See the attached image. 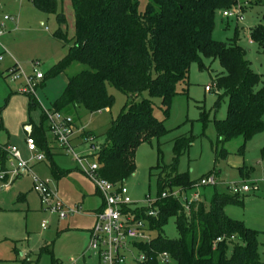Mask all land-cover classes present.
<instances>
[{
  "label": "rangeland",
  "instance_id": "374dc122",
  "mask_svg": "<svg viewBox=\"0 0 264 264\" xmlns=\"http://www.w3.org/2000/svg\"><path fill=\"white\" fill-rule=\"evenodd\" d=\"M142 2L144 4L145 0ZM57 6V14H48L37 8L32 0H0V17L13 16L16 26L0 38V108L4 109L1 114L4 128L0 129V151L9 146L16 147L31 168L30 173L26 172L8 184L0 180V264H102L89 250L88 230L96 223L90 210L98 208L102 201L95 182L86 174L96 161L86 155L91 152L90 145L85 143L83 137L80 139V143H85L82 149L76 148L79 156L85 155L87 158L83 159L82 166L73 154L52 150L53 162L67 171V175L58 180L51 174V161L45 156L46 152L38 148V152L45 156L43 162H38L26 145L24 126L32 122L43 128L48 147H56L51 122L43 116L63 94L69 78L87 68L75 62L60 76L36 83L35 89L29 90L28 94L21 92L26 84L25 76H35L37 73L45 75L67 54L68 46L64 47L63 41L57 37L59 30L69 40L75 35L73 0H58ZM234 10L237 15L231 18H225L223 12L217 13L212 38L219 42H236L241 46L250 68L262 75L264 80V52L251 38V31L264 23V0L260 3L258 0H240V4L229 11ZM60 13L65 16V25L58 21L57 15ZM205 64L209 69L204 72L199 70L196 63L191 66L187 95L179 94L172 100L165 122L167 135L139 147L135 160L136 172L125 186L135 206L147 204L148 197L156 201L157 175L160 172L156 167L171 165L174 141L182 136L193 135L195 140L180 158L177 171L188 174L192 181H200L213 172L210 176L216 178V186L191 189L183 193V197L192 201L193 196L198 194L199 201L208 206L216 193H239L244 199L243 206H227L226 214L261 232L259 253L264 261V160L261 155L264 133L247 142L243 153L240 152L244 145L242 138L229 141L224 146L219 144L214 121L226 117L228 99L224 97L218 104L222 93L216 91L213 84L224 70L218 61L205 60ZM15 65L19 68L16 75L21 77L18 81L13 80L14 74L9 75L6 71ZM207 86L212 91H207ZM108 93L115 99L111 110L90 113L80 107L62 112L74 119L80 131L89 133L97 146L105 141L112 121L130 100L126 94L110 86ZM30 96L36 99V105L31 109ZM153 102L155 117L165 120L161 100L155 98ZM202 113L207 114L205 122L201 119ZM75 141L73 143L76 144L78 139ZM222 149L226 151L225 156L220 154ZM11 162L7 155L6 168H11ZM34 176L49 181L50 189L63 209L74 212L61 218L59 213L52 212L43 204L34 188ZM251 183L256 184L258 190L244 193L242 187ZM172 192L180 190L174 189ZM172 192L165 189V193ZM149 234L152 238L158 236L156 231ZM163 236L169 239L178 237L175 219H170L164 227ZM47 247L48 252H42ZM124 255L125 264H142L136 249L131 248Z\"/></svg>",
  "mask_w": 264,
  "mask_h": 264
},
{
  "label": "trees",
  "instance_id": "16d2710c",
  "mask_svg": "<svg viewBox=\"0 0 264 264\" xmlns=\"http://www.w3.org/2000/svg\"><path fill=\"white\" fill-rule=\"evenodd\" d=\"M32 1L40 10L57 14V0ZM142 1L73 0L75 35L69 40L59 30L57 37L64 47L68 46L67 54L48 70L43 80L60 76L75 62L87 67L69 78L51 111L80 107L90 113L111 110L115 99L108 93L109 86L130 98L112 121L96 155L99 176L116 185H124L135 174L136 153L142 144L167 135L165 122L172 100L179 94L187 95L194 63L204 72L209 69L205 60L218 61L224 70L213 84L214 89L222 93L218 104L224 97L228 99L226 117L214 121L219 144L224 146L242 138L244 145L240 152L243 153L247 142L264 133L262 75L250 68L244 49L236 42L225 43L212 38L217 13L235 8L240 0H145L144 4ZM57 17L61 25L66 24L64 14ZM251 38L264 52V23L251 31ZM11 69L19 71L17 65ZM155 98L161 100L165 120L155 117ZM30 100L31 109L36 99L30 96ZM3 110L0 108V122ZM201 119L207 121V114L202 113ZM29 124L33 125L32 136L38 148L45 151L51 161L53 176H63L64 171L53 162L43 128ZM82 135L86 139L91 137L86 132ZM194 140L193 135L177 138L172 164L156 167L160 170L156 203L159 214L156 218L141 214L140 218L147 220L149 232L156 231L158 236L144 244L136 243L140 252L152 258L145 264H159L157 257L162 253L169 255L170 264H264L259 253L261 232L225 213L227 206H243L244 199L239 193H216L208 206L199 201L188 211L181 200L162 197L165 189L187 192L199 182L177 171L180 158ZM158 151L161 155L160 146ZM0 153L2 171L7 152L1 150ZM220 154L225 156V149ZM261 155L264 160V147ZM170 219H175L176 239L163 236ZM221 237L225 239L216 243ZM48 250L43 248L42 252Z\"/></svg>",
  "mask_w": 264,
  "mask_h": 264
},
{
  "label": "built area",
  "instance_id": "2783aa9c",
  "mask_svg": "<svg viewBox=\"0 0 264 264\" xmlns=\"http://www.w3.org/2000/svg\"><path fill=\"white\" fill-rule=\"evenodd\" d=\"M225 18L235 17L237 13L234 11L226 10L223 12ZM15 22V18L9 15L0 17V38L7 32L8 24ZM252 43V42H250ZM1 60V58H0ZM19 71L10 69L9 75L14 74V81L21 79L19 75H16ZM43 73H37L35 76H25V86L22 89V93L28 94L36 87V83L44 80ZM207 91H211L210 87H206ZM45 117L51 122V132L54 137V141L57 147L66 154H73L82 166L85 156H79L76 151V147L73 143L76 133L80 129L76 126L74 119L69 115H64L62 112L47 111ZM26 132V145L31 153H34V160L43 162L45 156L38 152L37 143L32 136L33 129L29 125L24 126ZM86 142L93 143L92 138H87ZM7 155L11 159V168H5L0 171V180L7 184L15 179L19 178L26 172H31L29 168V162H26L19 150L16 147L9 146L5 150ZM91 156L95 157L93 164L90 166L89 171L86 174L95 182L98 191L104 199V207L102 210L95 214V226L91 232L89 250L100 260L102 264H125L126 256L124 255L129 249L134 248L137 251L136 243H147L152 238L150 236L147 220L140 218L141 214L147 218H156L159 214V209L156 205V201H152L151 198H147V204L144 206H135L131 200L128 190L124 185L113 184L98 174L99 165L97 162V152L99 147H92ZM16 163V165H15ZM49 181H42L38 177L34 176V188L35 191L40 194L41 201L46 204L52 212L59 213L61 218L67 217L73 213V210L65 211L63 205L59 202L56 194L50 189ZM216 185V178L214 176L202 178L195 186L194 189ZM258 186L254 183L246 184L242 187L244 193H250L257 191ZM183 192L163 193L162 197L172 196L175 199L181 200L185 209L188 211L190 206L200 200V196L195 194L192 201L187 197H183ZM45 228V224L42 225ZM224 237L218 238L216 243H220L224 240ZM234 239V237H232ZM140 263L145 264L152 258L142 252H140ZM159 264H170L171 259L167 253H162L157 257Z\"/></svg>",
  "mask_w": 264,
  "mask_h": 264
},
{
  "label": "crops",
  "instance_id": "0c3cea01",
  "mask_svg": "<svg viewBox=\"0 0 264 264\" xmlns=\"http://www.w3.org/2000/svg\"><path fill=\"white\" fill-rule=\"evenodd\" d=\"M58 1V0H57ZM61 14V13H60ZM63 14V13H62ZM13 17V16H12ZM63 25H65V24H63ZM15 22H11V23H9L8 24V30H7V32H10V31H12V30H14L15 29ZM250 42H252V41H250ZM8 69H10V68H8ZM8 69L6 70V71H8ZM210 92V91H209ZM76 123V122H75ZM34 124V123H33ZM0 125H1V129H3L4 127H3V120H2V118H1V122H0ZM26 125H29V126H31L32 127V129H33V125L32 124H26ZM36 126H39V125H37V124H35ZM76 126H77V124H76ZM78 127V126H77ZM81 138H83V135H82V133H80V134H76V136H75V138H74V141L76 140V139H78V141H77V143L75 144L74 143V145H75V147L76 148H79V149H82V147H83V145L85 144V143H87L88 145H90V149L92 150V144L91 143H88V142H86V138H85V143H80V139ZM76 142V141H75ZM5 148H3L2 150H4ZM54 151V152H63V151H61L58 147H57V145H56V147L55 148H51V151ZM90 150V151H91ZM5 151V150H4ZM76 151H77V149H76ZM78 152V151H77ZM64 153V152H63ZM91 154H92V151L90 152V153H88V154H86V155H90V157H92V158H94V160H95V157L94 156H91ZM85 156V155H84ZM89 158V157H88ZM6 159V158H5ZM29 165V164H28ZM51 167V166H50ZM59 167V166H58ZM5 168H6V166H5ZM30 168V167H29ZM60 168V167H59ZM61 170H63L64 171V174H62L63 176H66L67 175V171L66 170H64V169H62V168H60ZM30 170H31V168H30ZM50 171H51V168H50ZM51 174H52V172H51ZM52 176H53V174H52ZM63 176H61V177H59V178H57V177H55L57 180L58 179H60V178H62ZM216 186V185H215ZM99 195H100V197H101V199H102V201H101V205L98 207V208H92V210H90V211H92V216L95 218V214L97 213V212H99L100 210H102V208L104 207V199H103V197H102V195L100 194V192L98 191L97 192ZM201 200V199H200ZM225 213H226V211H225ZM227 215V214H226ZM91 218V217H90ZM242 222V221H241ZM245 226H247V225H245ZM248 227V226H247ZM94 228V227H93ZM93 228H89V230H88V233H89V236L91 237V232H92V230H93ZM250 228V227H249ZM251 229H253V228H251ZM255 230V229H254ZM48 248V247H47ZM49 249V248H48Z\"/></svg>",
  "mask_w": 264,
  "mask_h": 264
}]
</instances>
